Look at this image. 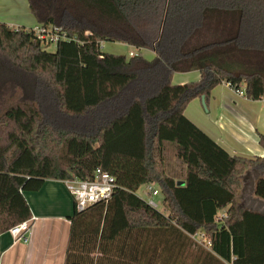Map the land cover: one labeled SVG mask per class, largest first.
<instances>
[{"label": "trees", "instance_id": "trees-1", "mask_svg": "<svg viewBox=\"0 0 264 264\" xmlns=\"http://www.w3.org/2000/svg\"><path fill=\"white\" fill-rule=\"evenodd\" d=\"M28 3L66 38L51 52L0 20V234L32 217L26 192L100 167L117 187L75 207L64 264H264V211L238 200L250 171L264 199V155L230 153L185 113L223 82L264 98V0ZM108 41L155 56L108 52ZM194 70L198 80L173 83ZM147 183L168 214L137 194Z\"/></svg>", "mask_w": 264, "mask_h": 264}, {"label": "crops", "instance_id": "crops-1", "mask_svg": "<svg viewBox=\"0 0 264 264\" xmlns=\"http://www.w3.org/2000/svg\"><path fill=\"white\" fill-rule=\"evenodd\" d=\"M0 20L12 27L39 25L30 11L28 0H0ZM127 46L129 55L144 50ZM199 78L197 70L177 72L173 83L184 84ZM201 103V98H195L185 113L230 153L246 157L264 155V148L259 143L260 134H264V98L249 99L223 82L213 89L207 112ZM258 175L259 172L254 180ZM250 189L254 195L253 185ZM251 194H244L241 198L238 194V200L245 206L264 211V204L257 203ZM159 195L164 200L161 192ZM25 196L33 218L30 240L28 243L14 242L9 231L0 234V264H64L71 225L69 216L75 210L74 197L64 181L58 179H47L40 190L26 192ZM226 211L224 209L223 214Z\"/></svg>", "mask_w": 264, "mask_h": 264}, {"label": "built area", "instance_id": "built-area-1", "mask_svg": "<svg viewBox=\"0 0 264 264\" xmlns=\"http://www.w3.org/2000/svg\"><path fill=\"white\" fill-rule=\"evenodd\" d=\"M32 29L36 32L42 43H57L62 38H66V34L61 32V28L37 25ZM101 48L104 50V43L101 44ZM235 91L238 94L245 96L243 87L235 89ZM63 181L71 195L74 197L75 207L79 211L86 209L88 206L96 202L109 200L113 195L114 189L117 187L115 177L100 167L95 170L93 179L84 180L75 177L65 179ZM145 191L147 194V198H145L147 202L152 207L158 208L159 204L156 201V196L160 194V189L156 188L153 183H147L145 184ZM32 220L33 218L31 217L30 219L24 220L9 229L14 242H29ZM200 238L203 239L200 241L205 242L206 244L210 243L204 235H201Z\"/></svg>", "mask_w": 264, "mask_h": 264}, {"label": "rangeland", "instance_id": "rangeland-1", "mask_svg": "<svg viewBox=\"0 0 264 264\" xmlns=\"http://www.w3.org/2000/svg\"><path fill=\"white\" fill-rule=\"evenodd\" d=\"M42 46L44 49L48 50V51H51V52H54L56 51V48H57V43H54V42H50V43H42ZM104 48L105 50L107 51H112V52H116V53H123V54H128V46L127 45H124L120 42H111V41H108V42H105L104 43ZM142 55L145 56L146 58L148 59H152L154 56H155V53L150 50V49H144L142 50ZM203 104V102L201 103ZM203 108L205 110V112H207V107L203 104ZM206 114V113H205ZM255 174H257L256 171H250L249 173H247L244 177V183H243V188L242 190L240 191L239 193V197H243V195H249V193L251 194V185H253V180H254V176ZM137 194L142 197V198H147V194H146V191H145V186H141L138 190H137ZM251 196H253L254 199H256L257 203H262L264 204V199H261V198H258V197H255L254 195L251 194ZM156 201L158 202L159 206H158V210L165 213V214H168V211L167 209L165 208V205H164V202L162 200V196L158 195L156 196ZM203 235V233H199V236L197 237L198 240H203L200 238V236Z\"/></svg>", "mask_w": 264, "mask_h": 264}, {"label": "water", "instance_id": "water-1", "mask_svg": "<svg viewBox=\"0 0 264 264\" xmlns=\"http://www.w3.org/2000/svg\"><path fill=\"white\" fill-rule=\"evenodd\" d=\"M203 104L207 107V104L205 102V96L201 97ZM179 184H184V181H180Z\"/></svg>", "mask_w": 264, "mask_h": 264}]
</instances>
